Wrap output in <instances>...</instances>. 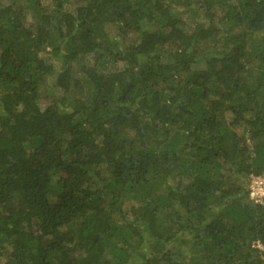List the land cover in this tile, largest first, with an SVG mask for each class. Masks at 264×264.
<instances>
[{
  "label": "trees",
  "instance_id": "16d2710c",
  "mask_svg": "<svg viewBox=\"0 0 264 264\" xmlns=\"http://www.w3.org/2000/svg\"><path fill=\"white\" fill-rule=\"evenodd\" d=\"M251 175L264 0L0 3V264H264Z\"/></svg>",
  "mask_w": 264,
  "mask_h": 264
},
{
  "label": "rangeland",
  "instance_id": "374dc122",
  "mask_svg": "<svg viewBox=\"0 0 264 264\" xmlns=\"http://www.w3.org/2000/svg\"><path fill=\"white\" fill-rule=\"evenodd\" d=\"M5 2H8V0H0V3H5ZM42 2H43L45 5H49V0H42ZM26 17H27V19H29V18H30V15H29V14H26ZM185 19H186V21H188L189 23H192L193 20H194V18H192V17H190V16H188V17L185 16ZM43 56L47 59L48 62H50L51 64H53L55 67H58V65H60L59 62H57V60H56L55 58L48 56L47 53H43ZM90 61H91V57H90V56H84L82 59H80V60L77 62V65L75 66L74 73L77 74V72H78V67H79L81 64H85V63H88V62H90ZM194 67H195V68H198V69H199V68H204V67H205V64H204V63H200V64L195 65ZM51 83H52V78H49V79H48V84L51 85ZM42 105H43V106L46 105V102H43ZM237 132H238V133H242V132H243V129H242V128H238V129H237ZM249 177H250V181H249V183H248L249 191L251 190L250 185H251V181L253 180V178L259 177V178H263V179H264L263 176H255V175H251V176H249ZM262 189H263V191H264V185L262 186ZM257 192H258V193H257ZM259 192H260V191L258 190V191H254L253 194H250V193H249V197H253V198L258 199V200L264 198V195H263V196H260ZM257 246H258L260 249L264 250V246H262L261 244H257Z\"/></svg>",
  "mask_w": 264,
  "mask_h": 264
},
{
  "label": "built area",
  "instance_id": "2783aa9c",
  "mask_svg": "<svg viewBox=\"0 0 264 264\" xmlns=\"http://www.w3.org/2000/svg\"><path fill=\"white\" fill-rule=\"evenodd\" d=\"M263 185H264V179L263 178H259V177L253 178V180L251 181V185H250L251 190L249 191V193L253 194L254 191L259 190L260 196H263L264 195V191L262 189Z\"/></svg>",
  "mask_w": 264,
  "mask_h": 264
}]
</instances>
